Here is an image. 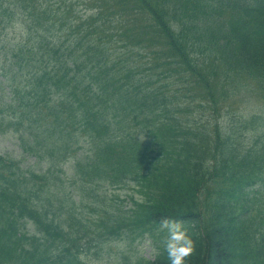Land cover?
<instances>
[{"label": "trees", "instance_id": "trees-1", "mask_svg": "<svg viewBox=\"0 0 264 264\" xmlns=\"http://www.w3.org/2000/svg\"><path fill=\"white\" fill-rule=\"evenodd\" d=\"M81 1L84 14L73 0H0V131L36 159L0 155V262L14 233L45 231L65 241L53 264L145 235L160 251L146 264H170L168 218L195 241L186 264H264V0ZM16 23L26 35L9 44ZM65 164L140 194L123 208L90 191L63 211ZM43 195L52 222L33 209ZM27 216L42 237L21 231Z\"/></svg>", "mask_w": 264, "mask_h": 264}, {"label": "clouds", "instance_id": "clouds-1", "mask_svg": "<svg viewBox=\"0 0 264 264\" xmlns=\"http://www.w3.org/2000/svg\"><path fill=\"white\" fill-rule=\"evenodd\" d=\"M161 230L166 231L162 245L170 264H186L195 251V241L183 221L162 218Z\"/></svg>", "mask_w": 264, "mask_h": 264}, {"label": "rangeland", "instance_id": "rangeland-1", "mask_svg": "<svg viewBox=\"0 0 264 264\" xmlns=\"http://www.w3.org/2000/svg\"><path fill=\"white\" fill-rule=\"evenodd\" d=\"M10 36L14 37V38H19L21 36L19 27H15L12 30ZM3 146L6 148H10V150L13 148L16 149V146H14V144H12L10 136H4V137L0 136V147H3ZM133 185L134 184H126L125 185L126 187H121L120 189L116 190V193L121 195V197H126L127 193L134 192L133 191ZM115 201L118 202V199L115 198ZM119 202H120V204H122L121 201H119ZM137 249H139L141 252H143L146 256H149L150 247L148 246V241H145V242L138 244Z\"/></svg>", "mask_w": 264, "mask_h": 264}]
</instances>
